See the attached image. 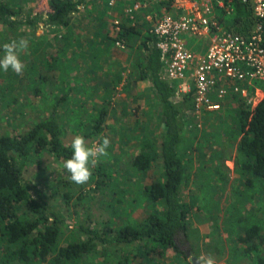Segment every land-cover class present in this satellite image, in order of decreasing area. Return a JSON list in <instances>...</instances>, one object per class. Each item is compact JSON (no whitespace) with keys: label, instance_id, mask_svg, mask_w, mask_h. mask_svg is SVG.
I'll return each instance as SVG.
<instances>
[{"label":"rangeland","instance_id":"rangeland-1","mask_svg":"<svg viewBox=\"0 0 264 264\" xmlns=\"http://www.w3.org/2000/svg\"><path fill=\"white\" fill-rule=\"evenodd\" d=\"M3 1L21 16L33 15L38 3ZM126 8L124 4L110 6L107 0H84L61 28L38 25L33 29L26 24L13 27L0 23V56L4 43L21 37L29 41L28 51L20 55L24 71L16 74L0 70V136L17 134L44 120L60 98L63 101L56 107L57 120L65 128L67 141L75 135L89 134L91 119L101 107L107 111L101 132L93 139L87 135L84 138L89 146H95L104 136L110 138L108 156L100 158L92 168L101 164L112 172L109 184L95 189H91L93 183L89 182L76 185L63 170V161L53 158L45 160L49 163L46 166L28 162L23 167V176L37 185L43 198L62 218L63 239L71 233L84 237L78 231L79 225L101 229L110 222L115 227L142 221L149 209L146 187L161 177L159 163L148 173L132 165L141 147L159 156L164 129L161 104L150 79L141 77L139 61L145 51L142 42L150 36L153 24L174 12L169 6L148 4L128 15ZM122 25L134 28L125 48L117 47L109 39ZM185 42L196 51H204L208 46L207 39L189 35ZM164 72L163 65L161 77L173 87L172 99L179 108V151L189 165L188 179L180 189L181 200L188 208L189 242L180 244L185 255L166 251L164 256H182L181 260L169 261L170 264H188L189 256L209 255L216 264H236L230 251L239 224L237 217L240 212L246 216L263 215L264 199L259 186H244L246 175L237 147L235 104L230 99L232 83L219 79L220 85L228 89L219 100L220 109L209 111L200 107L197 111L193 89L183 91L180 83L167 80ZM261 86L259 82L249 84L251 102ZM107 96L110 102L103 99ZM66 190L70 195L65 194ZM234 202L241 209H231ZM157 208L162 211L161 203ZM87 256L92 264H108L122 255L118 244L98 243Z\"/></svg>","mask_w":264,"mask_h":264},{"label":"trees","instance_id":"trees-1","mask_svg":"<svg viewBox=\"0 0 264 264\" xmlns=\"http://www.w3.org/2000/svg\"><path fill=\"white\" fill-rule=\"evenodd\" d=\"M83 1L50 0L52 12L42 19L31 14L17 15L6 2L0 0V23L13 27L26 24L33 29L38 25L61 28L67 25L68 17L77 12ZM219 19L224 28L242 34H248L256 23L251 5L238 1L233 2L231 15L221 14ZM132 32V26L122 25L109 39L114 44L123 39L126 44ZM145 39L142 42L145 51L139 61V69L142 67L140 74L151 81L161 104L164 126L159 141V156L147 147H141L132 159L133 167L141 172L148 173L156 163L161 168V177L146 187L145 198L149 209L145 218L115 227L110 222L101 229L79 225L78 231L85 234L84 237L71 233L66 239L62 238V218L43 198L37 185L23 176V167L28 162H34L39 167L48 165L45 160L50 158L64 161L71 156L65 128L57 120L56 107L63 101L60 98L44 120L17 134L0 136V264H92L88 262L87 255L98 243L118 244L121 249L122 256L108 264H170L169 261L181 260L182 256H164L166 251L185 255L180 244L189 242L188 208L181 200L180 189L182 182L188 179L189 165L179 151L182 141L179 108L172 99L173 87L161 77V51L156 48L152 37L148 35ZM146 41H153L152 47ZM248 98H251L250 88ZM103 99L111 101L108 96ZM230 99L235 104L237 147L243 157L241 168L246 175L244 186H259L264 199V86L258 88L252 102L238 93H232ZM214 102L218 100L214 98ZM106 115L103 106L91 119L90 133L84 136L96 137L104 127ZM111 180L113 173L107 172L100 164L92 170L89 183H93L91 189H95L109 184ZM66 191L65 194L70 195ZM237 202L231 204V209H241ZM159 203L163 207L161 212L157 208ZM247 216L245 212H240L237 217L239 224L230 251L232 261H237L236 264L240 261L264 264V214ZM137 258L140 261L136 262Z\"/></svg>","mask_w":264,"mask_h":264},{"label":"built area","instance_id":"built-area-1","mask_svg":"<svg viewBox=\"0 0 264 264\" xmlns=\"http://www.w3.org/2000/svg\"><path fill=\"white\" fill-rule=\"evenodd\" d=\"M249 4L256 18L248 34L232 32L220 23V15L233 13V2ZM110 6L124 4L125 12L132 15L148 4L169 6L173 15L167 13L153 24L150 37L161 51V62L167 80L180 83V89H193L194 107L209 111L220 109L219 100L228 93L220 85V78L230 81V91L245 97L248 102L249 84L259 82L264 86V0H107ZM52 12L50 0H38L36 15L45 19ZM147 18L151 20V15ZM153 20V19H152ZM43 27V26H41ZM207 39L204 51L190 49L186 36ZM115 45L125 47L118 39ZM153 41L148 43L152 47ZM189 84H186V80ZM218 100V102H214Z\"/></svg>","mask_w":264,"mask_h":264},{"label":"clouds","instance_id":"clouds-1","mask_svg":"<svg viewBox=\"0 0 264 264\" xmlns=\"http://www.w3.org/2000/svg\"><path fill=\"white\" fill-rule=\"evenodd\" d=\"M3 55L0 56V70L12 71L21 74L25 64L21 61V53L29 48V41L23 37L13 39L3 44ZM111 144L110 138L104 136L95 146H89L82 135H75L70 141L71 156L63 161V170L68 173V178L76 185L88 183L92 177V168L96 166L100 158L107 157ZM188 264H216L212 256H200L199 258H188Z\"/></svg>","mask_w":264,"mask_h":264},{"label":"water","instance_id":"water-1","mask_svg":"<svg viewBox=\"0 0 264 264\" xmlns=\"http://www.w3.org/2000/svg\"><path fill=\"white\" fill-rule=\"evenodd\" d=\"M191 257H195V258H197L196 256H191Z\"/></svg>","mask_w":264,"mask_h":264}]
</instances>
